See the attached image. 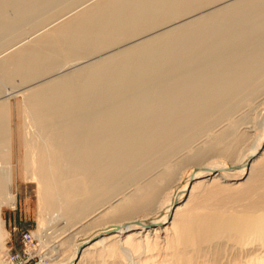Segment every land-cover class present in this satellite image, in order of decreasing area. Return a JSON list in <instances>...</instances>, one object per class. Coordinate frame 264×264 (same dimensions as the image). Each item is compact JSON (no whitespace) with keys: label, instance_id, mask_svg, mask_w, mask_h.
<instances>
[{"label":"bare ground","instance_id":"6f19581e","mask_svg":"<svg viewBox=\"0 0 264 264\" xmlns=\"http://www.w3.org/2000/svg\"><path fill=\"white\" fill-rule=\"evenodd\" d=\"M2 38L24 155L20 172L0 99V264L21 173L44 263L264 264V115L253 133L229 119L264 88V0H0Z\"/></svg>","mask_w":264,"mask_h":264},{"label":"rangeland","instance_id":"374dc122","mask_svg":"<svg viewBox=\"0 0 264 264\" xmlns=\"http://www.w3.org/2000/svg\"><path fill=\"white\" fill-rule=\"evenodd\" d=\"M62 3L59 2V4L58 3L57 4L59 6ZM65 3L66 2L64 1V3L60 6L62 9L66 7V5H64ZM58 6L55 5V7H58ZM213 7H215V5L210 7V9L213 8ZM177 20H179V19H177ZM24 25H25V31L26 32L27 31L29 32V30H30L29 27H28L29 25L31 27V30L33 29V25L35 27V23L29 24L27 26H26V23H25ZM7 35H9V33ZM3 39L4 38H2V41H0V43L3 42V41H6V40H3ZM5 39H8V38H5ZM10 39L11 38L9 37V40H7L6 42H9ZM6 42H4V43H6ZM4 43H1V44H4ZM1 44H0V47H1ZM66 61L69 62V60H66ZM79 61H81V60H79ZM68 62L64 63L63 70L69 69L72 64L73 65L76 64L74 66L80 65L79 64L80 62H78V61H76L77 63L74 62L72 64H68ZM0 81H1L0 82V99H2V100L4 99L5 101L8 102L9 107H10V112H11L10 124H11L12 131H13L12 135H13V145H14V154H15L14 155V165H15L16 169L18 168V170L21 172L22 171L20 169V168H22V167H20V166H22L21 158L24 155V147H23V144H22L24 117H23L22 114H20L21 112L19 113L20 110H18V109H20L21 108L20 105H22L24 103L23 94L19 90V88L22 89L21 88L22 85H21V83H20L21 81L19 80L18 77H15L13 79V81H15L14 83H13V81L9 83V81H5L1 77H0ZM262 88H260L261 90H259V92L257 91L258 93L255 95L256 97L254 96V98L252 99L253 100L252 102L251 101H249V103L244 102V104L242 103L243 106L240 104L241 106H238L237 108L233 109L234 111L231 112V115L229 116L230 118L229 117L221 118L222 120H219L218 122H216L215 125L212 126L213 128L210 130V132L208 134L207 133L206 134L205 133L201 134V135L197 136L196 139L194 138L188 145L181 146V147H184V148H179L178 151L174 155H172L170 157V159L172 160V161L170 160V162L171 163H175L176 161H178L180 159H183L184 156L186 157L189 154H191L192 151L194 149H197L198 146L199 147L204 146L203 145L204 141H206V140L208 141V139L211 137V135L213 133L219 132L222 128H225L230 120H232V121L235 120L236 121L237 128H241V129H238V131L242 132V131L248 129V131H247L248 133H253V132L256 131V128H257V130H260L259 128L263 125V121H261V120H263L262 118H263V115H264L263 114L264 113V105H263L264 104V88L263 89ZM239 117H240V119H239ZM238 119L240 121H238ZM242 120L244 122L248 121L246 123L247 124L246 126L243 125L245 123H243ZM240 122H242V123L240 124ZM259 125H260V127H259ZM252 126H254L255 128L252 127ZM19 127H21V128H19ZM251 127H252V130H249V129H251ZM214 130H216V131H214ZM253 141H255V140H253ZM253 141L246 142L247 146L244 145L242 147H245V148L251 147L252 144L254 143ZM218 158H217V160H218ZM220 158L223 159V157H220ZM224 159H226V157H224ZM159 167L155 168L151 173H154V172L156 173L157 171H159L158 170ZM188 169L189 168H186L185 171H187ZM16 193H17V205H16V208H10V207H7V206H4V208H3V215H4V219H5V227H6V229L9 232V237H8L7 241L5 242V244H6L5 247L7 248V246H13L15 249H21L22 248V242H21L22 234L24 232H26V231H32L34 233V235L39 240V244H38L36 252L42 256L41 261L38 262L37 264H47V263L43 262V256H44L46 251L42 252V250L46 248L45 242H46L47 236L49 235L48 233L50 231H47L48 230V228H47L48 226L44 224V226H42V239H41L40 236L37 235L38 234V231H37V229H38V224H37L38 207H37V200H36V194H35V185H34V183H31V182H28V181L24 180V178L22 176V173H21V175H19L16 178ZM60 213H62V212L60 211ZM60 213H59V215L56 216V220L58 222V225L61 223V220L60 219L58 220V218L59 217H65V216H63V213H62V215ZM72 221H73V219L68 218V224L63 226V227L64 228H66L67 226L69 227V224L71 223V225H70L71 227H69V228H72V225L74 223V221L73 222ZM58 225L56 224L55 228ZM60 229L57 230V228H56L55 229L56 233H61L62 232V234H64L65 231H63V230H65V229H63V228H62V230H60ZM57 231H59V232H57ZM74 231L75 230H73V229L70 230V231H67L65 233L66 235H64V237L67 238L68 236L72 235L74 233ZM69 232H73V233H69ZM62 234H60V235H62ZM4 250H6V249H4ZM3 253L5 255V251H3Z\"/></svg>","mask_w":264,"mask_h":264},{"label":"built area","instance_id":"2783aa9c","mask_svg":"<svg viewBox=\"0 0 264 264\" xmlns=\"http://www.w3.org/2000/svg\"><path fill=\"white\" fill-rule=\"evenodd\" d=\"M22 248L7 246L5 259L7 264H37L42 256L36 252L39 240L32 231H26L21 237Z\"/></svg>","mask_w":264,"mask_h":264}]
</instances>
